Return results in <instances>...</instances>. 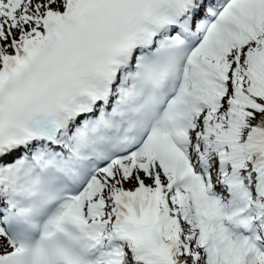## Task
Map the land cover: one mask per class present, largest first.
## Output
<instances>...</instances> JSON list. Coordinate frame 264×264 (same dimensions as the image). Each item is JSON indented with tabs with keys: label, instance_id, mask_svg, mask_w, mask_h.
I'll return each mask as SVG.
<instances>
[{
	"label": "snow or ice",
	"instance_id": "snow-or-ice-1",
	"mask_svg": "<svg viewBox=\"0 0 264 264\" xmlns=\"http://www.w3.org/2000/svg\"><path fill=\"white\" fill-rule=\"evenodd\" d=\"M0 264H264V0H0Z\"/></svg>",
	"mask_w": 264,
	"mask_h": 264
}]
</instances>
